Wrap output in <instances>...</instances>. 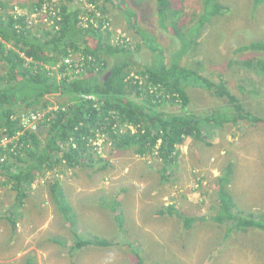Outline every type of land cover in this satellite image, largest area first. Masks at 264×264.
I'll use <instances>...</instances> for the list:
<instances>
[{"label": "trees", "instance_id": "1", "mask_svg": "<svg viewBox=\"0 0 264 264\" xmlns=\"http://www.w3.org/2000/svg\"><path fill=\"white\" fill-rule=\"evenodd\" d=\"M185 1L155 0L156 26L180 42L172 63L167 64L162 35L157 27L155 31L141 27L139 16L127 0H31V4L22 0L20 8L0 0V140L4 144L0 148V182L13 193V203L0 220L9 221L13 231H17L18 218H23L28 204L35 205L31 201L35 183L53 173V179L48 177L40 189H48V201L76 242L69 246L56 237H50V241L67 246L72 255L110 247L111 241L78 231L76 209L62 180L56 178L57 173L69 170L115 168L99 153L95 141L103 139L115 153L131 150L142 158H158V174L162 182H167L186 140L206 143L208 135L226 125H264V115L258 111L264 108V59L250 57L240 62L255 78L234 72L235 86L244 93L248 91L255 105L231 90L227 68L212 78L206 60L198 61L195 68L187 67L188 61L182 64L189 53L198 50L197 46L189 48L196 42L195 36L211 19L229 11L223 0H198V10L187 12L183 10ZM253 4L257 11L264 0H253ZM27 6L31 14H41L47 22L42 19L35 24L29 13H18ZM111 8L122 11L140 41L129 47L113 43L116 33L110 30ZM145 47L153 55L150 64L138 60L146 56ZM248 52H264V39L251 37L236 51ZM69 54L74 56L72 67L64 61ZM234 64L229 62V67ZM193 88L224 101L231 111L213 110L208 115L193 112ZM23 105L29 115L43 112L37 129H29L23 122ZM167 106H179V110L167 111ZM234 176L235 166L229 164L216 178L210 216H187L174 204L158 210V215L180 218L185 232L211 222L222 233V242L235 240L252 229L264 233V214L239 207L231 190ZM100 204L114 212L122 245L131 251L135 264H147L140 245H135L137 239L129 236L121 200L114 197ZM26 264L35 263L28 258Z\"/></svg>", "mask_w": 264, "mask_h": 264}, {"label": "rangeland", "instance_id": "2", "mask_svg": "<svg viewBox=\"0 0 264 264\" xmlns=\"http://www.w3.org/2000/svg\"><path fill=\"white\" fill-rule=\"evenodd\" d=\"M7 1L15 3L18 8L22 3V0ZM26 1L31 4V0ZM127 1L139 16L141 27L151 31L157 27L167 50L166 62L172 63L180 42L168 33L160 32L156 26L155 0ZM222 3L228 6L229 11L218 19H211L205 30L195 36L196 42L190 43L189 48L197 46L198 50L189 53L182 64L188 61L186 66L195 68L198 61L206 60L212 78H217L227 68L231 90L245 102L255 105L256 100L251 101L248 91L244 93L235 86L234 72H241L245 78H255L240 62L250 57L264 59V52L236 53L251 37L264 39V4L256 11L253 0H223ZM31 10L27 6L17 11L29 13L33 23L39 24L43 17L31 14ZM183 10L197 11L198 0H186ZM110 11V30L116 33L113 43L129 47L135 40L142 39L130 30L120 9L111 8ZM43 20L47 22L45 17ZM158 43L163 47L159 40ZM144 49L146 56L138 60L150 64L153 55L147 47ZM229 62L235 64L229 67ZM243 85L247 90L251 88L248 82ZM191 95L196 99L190 104V109L197 114L208 115L213 110L231 111L224 101L203 89L193 88ZM51 100L56 99L51 97ZM166 108L167 111L179 110V106ZM21 110L26 111L23 122L32 127L34 122H29V110L25 105ZM258 111L264 115V108ZM207 139L206 143L186 140L180 147L175 167L170 169L171 180L167 182H162L158 174V158H142L131 150L115 153L103 141H95L99 153L114 163L115 168H101L94 172L91 169L69 170L64 174L57 173L56 178L62 180L76 209L78 231L107 239L113 243L112 246L88 249L73 256L67 246L50 241V237H56L69 246L76 242L68 225L62 223L53 204L48 201V189H40L48 177L53 179V173H49L44 180L35 183L36 189L31 195L35 205L28 204L23 218H18L16 232L9 221L0 220V264H26L28 258H32L35 264H135L131 251L122 245V234L114 212L100 204L109 203L114 197L121 200L129 236L137 239L135 245H140L138 249L144 253L147 264H264V233L260 230L252 229L235 240L222 242V233L211 222L197 224L185 232L180 218L158 215V210L174 204L187 216L196 213L198 216H210L216 178L229 164L235 166L231 190L239 207L264 214V125H226L223 129H215ZM2 146L4 144L0 140V148ZM12 194V190L0 182V215L13 203Z\"/></svg>", "mask_w": 264, "mask_h": 264}, {"label": "built area", "instance_id": "3", "mask_svg": "<svg viewBox=\"0 0 264 264\" xmlns=\"http://www.w3.org/2000/svg\"><path fill=\"white\" fill-rule=\"evenodd\" d=\"M64 61H65V64L70 65V67H72L73 64H74V56H73V54H69V56L66 57V58L64 59ZM86 97L92 99L93 96H86ZM52 108H53V107L49 108V110H52ZM42 113H43V112H39V113H37V114L29 115V116H28L29 122H30V121H33V122H34V125H33L32 127H28V126H27V123L24 122L25 125H26V127L29 128V129H33V130L37 129V124H38L37 121L39 120V118H42V116H43ZM100 140L103 141L102 139H100Z\"/></svg>", "mask_w": 264, "mask_h": 264}, {"label": "bare ground", "instance_id": "4", "mask_svg": "<svg viewBox=\"0 0 264 264\" xmlns=\"http://www.w3.org/2000/svg\"><path fill=\"white\" fill-rule=\"evenodd\" d=\"M103 140V139H102Z\"/></svg>", "mask_w": 264, "mask_h": 264}, {"label": "water", "instance_id": "5", "mask_svg": "<svg viewBox=\"0 0 264 264\" xmlns=\"http://www.w3.org/2000/svg\"><path fill=\"white\" fill-rule=\"evenodd\" d=\"M110 75V74H109Z\"/></svg>", "mask_w": 264, "mask_h": 264}]
</instances>
